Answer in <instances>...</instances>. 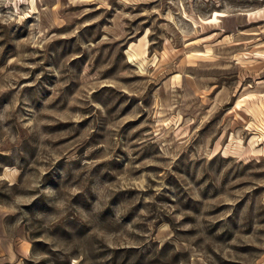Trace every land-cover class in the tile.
Segmentation results:
<instances>
[{
  "label": "rangeland",
  "instance_id": "rangeland-1",
  "mask_svg": "<svg viewBox=\"0 0 264 264\" xmlns=\"http://www.w3.org/2000/svg\"><path fill=\"white\" fill-rule=\"evenodd\" d=\"M0 264H264V0H0Z\"/></svg>",
  "mask_w": 264,
  "mask_h": 264
},
{
  "label": "crops",
  "instance_id": "crops-1",
  "mask_svg": "<svg viewBox=\"0 0 264 264\" xmlns=\"http://www.w3.org/2000/svg\"><path fill=\"white\" fill-rule=\"evenodd\" d=\"M6 251V250H5ZM10 252L11 253H13V255L12 256H15V257H17V254L19 255V254H21L19 251H17V249H15V250H13L12 248L10 249V251L9 250H7V253L6 252H4V256H6V255H8V254H10ZM9 256H11V255H9Z\"/></svg>",
  "mask_w": 264,
  "mask_h": 264
}]
</instances>
